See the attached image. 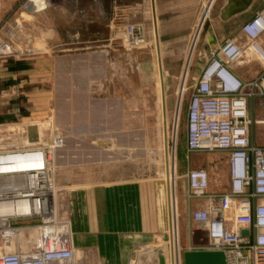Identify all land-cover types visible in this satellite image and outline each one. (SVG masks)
<instances>
[{
  "label": "rangeland",
  "instance_id": "1",
  "mask_svg": "<svg viewBox=\"0 0 264 264\" xmlns=\"http://www.w3.org/2000/svg\"><path fill=\"white\" fill-rule=\"evenodd\" d=\"M224 1L215 0L207 15L203 14L204 0L199 1L195 22L185 32V45L165 44L168 38L162 35L173 37L180 32L170 28L156 31V40L149 25L153 18L149 8L150 29H144L143 43L108 46L100 37L105 33L102 25L110 20L105 11L99 14L98 9L97 15L82 16L64 14L53 7L45 13L27 14L16 9V0H0V140L16 147L11 141L26 136L22 128L27 126L36 128V137L40 131L48 145L56 135L64 137L49 165L57 188L62 189L59 205L69 222L73 192L89 184L122 179L163 183L160 169L164 168L162 145L166 142L168 164L173 160L179 176L176 225L180 244L185 248L193 245L186 238L195 227L189 218L195 205L182 210V201H189L184 173L188 168L206 167L210 191L223 190L228 173L224 151L185 152L191 86L210 50L236 33L239 24L260 6V0H253L248 12L223 19L220 11ZM112 2L101 0L106 8L102 10ZM95 24L101 28L90 30ZM3 43L11 52H1L5 50ZM251 64L254 66L239 65L236 70L244 77L252 76L260 65ZM249 115L259 120L252 125L253 141L264 144V97L249 104ZM164 123L167 132L163 131ZM171 133L176 141L175 156L167 145ZM158 235L153 245L167 247V228L165 238ZM82 256L85 264H95L92 256Z\"/></svg>",
  "mask_w": 264,
  "mask_h": 264
},
{
  "label": "built area",
  "instance_id": "2",
  "mask_svg": "<svg viewBox=\"0 0 264 264\" xmlns=\"http://www.w3.org/2000/svg\"><path fill=\"white\" fill-rule=\"evenodd\" d=\"M77 3L16 0V9L27 14L45 13L53 7L72 15L88 11L76 7ZM147 6L148 0L112 5L102 33L108 46H138V41L144 42L149 18L146 14L150 12ZM1 46L5 49L2 53L11 52L7 43ZM252 62L260 65L252 76L236 72L237 66ZM258 97H264V0L239 24L233 36L210 50L191 86L185 152L224 151L228 181L223 190L210 191L206 167L185 171L186 196L196 201L189 217L195 228L205 230L208 240L185 248L180 244L177 225L171 234L167 228L168 248L172 236L176 241L169 250L168 264H183L182 252L187 249L220 250L226 264H264V144L253 141L252 125L259 120L249 115V104ZM27 127L22 133L28 137ZM174 138L173 133L168 136L172 156L176 152ZM53 139L56 147L62 145L61 136ZM48 142L46 139L37 146ZM26 148L0 140V264H84V258L80 263L76 261L70 222L59 205L61 190L52 171L47 170L50 167L46 168L49 160L45 161L46 156L38 150ZM178 177L175 172V200ZM54 188L60 190L57 197ZM20 236L29 242L22 244Z\"/></svg>",
  "mask_w": 264,
  "mask_h": 264
},
{
  "label": "crops",
  "instance_id": "3",
  "mask_svg": "<svg viewBox=\"0 0 264 264\" xmlns=\"http://www.w3.org/2000/svg\"><path fill=\"white\" fill-rule=\"evenodd\" d=\"M112 1L107 10H102L106 8L102 6L101 0H78L76 7L88 10L84 14H79L82 16L97 15L99 9L101 10L99 14L105 11L111 17L109 10L114 4V0ZM199 1L150 0L148 9H151L153 18L151 17L149 25L157 32L168 28L175 32L180 31L177 35H172L173 37L164 34L163 39L168 38V42H165L167 45H185L188 41V33L185 32L190 31L195 22ZM225 3L226 0L222 7ZM252 4L253 0L244 11L235 15L248 12ZM94 21L99 23L97 19ZM105 23L102 25L103 28ZM149 25L145 22L146 30L150 29ZM95 27L101 28L99 24H95L90 30ZM74 29L76 32L79 31L77 26H74ZM170 37L172 39H169ZM99 40L96 39V42ZM93 41L95 39L88 42ZM156 57L159 69L161 67L162 70L160 64L162 58L159 60L158 48ZM236 72L241 75L238 70ZM195 203L193 200H189L188 204L185 200L182 201V210H187L189 205ZM175 218L176 211L170 204L169 188L165 181L161 183L157 180L122 179L92 183L85 189L74 191L72 195L70 203L72 244L77 251L92 256V262L95 264H157L159 250L163 254L164 262L168 264L169 250L176 244L173 236L169 248L168 245L166 247L153 244L158 240V234L165 238L166 228L170 234L175 231ZM207 240L205 230L195 227L186 238V242L193 245L205 243Z\"/></svg>",
  "mask_w": 264,
  "mask_h": 264
},
{
  "label": "bare ground",
  "instance_id": "4",
  "mask_svg": "<svg viewBox=\"0 0 264 264\" xmlns=\"http://www.w3.org/2000/svg\"><path fill=\"white\" fill-rule=\"evenodd\" d=\"M212 2H213L212 0L206 1L203 14L207 15V13L209 12V10L211 8ZM148 5H149V3H148ZM156 39H158L157 36H156ZM139 43H143V41L142 42L141 41H138L137 44H139ZM128 45H131V44H128ZM158 55H159V60H160V50H158ZM183 91H184V89H183ZM177 110H178V108H177ZM166 129H167V127H166V124L164 123L163 124V131L167 132ZM37 132H38V130H37ZM38 136L39 137H37L36 140L37 141L39 140V141L36 142V143H34L32 139H29L27 136H23V135H19V137L13 138V140L11 142L16 147H22V148L27 147L28 149L26 148V151H28V150L29 151L38 150L39 152H41V154L43 155V157L46 156L45 157L46 158L45 161L50 160L51 158H53L55 156L56 152L54 151V149L58 145L55 144L56 141H54L50 145H44V146H39L38 147L37 145H39L41 143V141H43L42 140V133H40V131L38 132ZM164 136H166V133H165ZM61 138H62L61 143L63 144L64 138L63 137H61ZM167 143H168V140H167ZM166 149L167 148H166V142H165L162 145V151H163L162 153H163V158H164V168L160 169V172H161L160 174L163 176L164 181L166 182V184H167V186L169 188L170 204L174 208V211H175V193L173 192V190H174V184H173V182H174V179H175V171H174V165H173V162H172L173 160L171 161V163L169 162V164H168V158H167V154H166ZM48 167H50V166H48V164H47L46 165V168H48ZM47 170H51V169L49 168ZM46 173H48V172H46ZM171 185H172V190H171ZM60 190H62V189H60ZM53 191H54V193H55V195L57 197V193L59 192L58 189L54 188ZM171 197H172V201H171ZM55 206L57 207V205H55ZM174 217H175V215H174ZM66 227L68 228V225ZM19 241L22 244L29 242V240H24L21 236L19 238ZM82 255L83 254H82L81 251H77L76 250L75 256H76V261L77 262H79V263L81 262V260L83 258Z\"/></svg>",
  "mask_w": 264,
  "mask_h": 264
},
{
  "label": "water",
  "instance_id": "5",
  "mask_svg": "<svg viewBox=\"0 0 264 264\" xmlns=\"http://www.w3.org/2000/svg\"><path fill=\"white\" fill-rule=\"evenodd\" d=\"M251 0H226V3L220 11L223 19H227L237 13L244 11L250 4ZM28 138L35 141L36 128L34 126L27 127ZM247 231L243 230V234ZM157 264H165L164 257L159 250ZM183 264H226L224 253L220 250H206V249H193L184 250L182 252Z\"/></svg>",
  "mask_w": 264,
  "mask_h": 264
}]
</instances>
